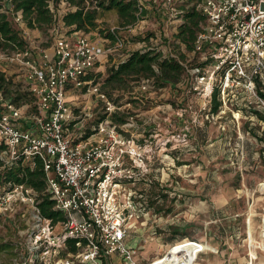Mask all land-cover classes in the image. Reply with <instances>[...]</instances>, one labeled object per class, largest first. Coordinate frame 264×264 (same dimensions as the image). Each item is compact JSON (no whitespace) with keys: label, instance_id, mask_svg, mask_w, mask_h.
<instances>
[{"label":"rangeland","instance_id":"rangeland-1","mask_svg":"<svg viewBox=\"0 0 264 264\" xmlns=\"http://www.w3.org/2000/svg\"><path fill=\"white\" fill-rule=\"evenodd\" d=\"M193 2L179 1L177 9L192 7ZM141 3L146 12L134 24L122 25L123 19L116 9L98 7L97 21L104 32L78 31L110 49L93 71L92 79L99 90L110 55L118 60L128 50L152 46L166 55L173 52L181 59L185 54L189 61V86L177 84L143 90L137 84L127 89L116 88L107 95L116 106L115 111L126 113L134 122V131L152 141L154 160L148 174L152 182H138L133 189L147 195L153 190L161 196L154 210L132 226L127 242L138 249L136 260L140 264L155 259L153 264H180L176 262L182 258L186 264H244L242 259L250 260V254L256 257L259 241L264 240V140L256 135L263 134L264 119L251 111V106L264 109V105L250 102L253 97L239 88L224 99L221 96V108L213 112L211 88L195 87V71L190 63L196 61L197 55L176 37L184 20H177L181 14L176 18L177 12L165 0ZM87 5L96 7V0H88ZM51 6L55 7L54 2ZM75 8L62 0L58 15ZM17 16L13 17V25L38 55L52 48L54 28L64 34L72 33L61 19L55 27L41 30L28 27ZM109 31H117L127 44L120 46L106 38ZM18 68L16 63L3 61L0 72L11 79L14 91H28ZM98 92H69V100L77 107L84 128L94 127L107 115L106 100ZM17 105L24 115L37 112L31 96ZM45 222L34 202L15 201L0 215V264H67V259L73 261L71 264H82L76 254L68 252V245L54 247L39 234ZM53 226V235H58L61 225L56 222ZM173 244L176 247L162 257ZM263 254L259 252L260 259L254 264H264ZM113 256L100 264H126L120 255Z\"/></svg>","mask_w":264,"mask_h":264},{"label":"built area","instance_id":"built-area-1","mask_svg":"<svg viewBox=\"0 0 264 264\" xmlns=\"http://www.w3.org/2000/svg\"><path fill=\"white\" fill-rule=\"evenodd\" d=\"M179 1L184 0H165L177 12L176 18L181 13ZM192 1L206 16L194 42L193 54L202 63L192 67L195 87H210L212 95L218 87L223 99L241 88L264 105L255 80L257 76L264 79V0ZM138 5L141 13L145 7L141 0ZM17 20H22L21 13ZM54 34L52 48L39 55L29 46L11 54L0 51V65L3 61L18 64L37 108V112L24 115L16 102L0 98V142L5 145L1 157L6 162H42L47 191L54 207L64 215L57 221L62 231L53 235V219L41 214L37 192L25 184L0 192V215L15 201L30 200L46 221L39 234L58 248L75 239L79 247L76 256L82 264H100L103 256L114 254L126 263L140 264L136 260L138 249L127 237L135 222L151 211L147 194L133 187L138 182H152L148 178L154 160L152 141L134 131L132 120L114 123L111 115L116 106L89 77L110 49L78 32L63 34L56 29ZM116 43L127 44L120 37ZM169 55L178 57L173 52ZM139 84L143 90L157 87L150 78ZM82 89L99 91L106 100L107 115L90 132L80 125L79 111L69 100L71 90ZM175 247L173 244L162 257ZM71 262L67 259V264ZM176 263L187 262L182 258Z\"/></svg>","mask_w":264,"mask_h":264},{"label":"trees","instance_id":"trees-1","mask_svg":"<svg viewBox=\"0 0 264 264\" xmlns=\"http://www.w3.org/2000/svg\"><path fill=\"white\" fill-rule=\"evenodd\" d=\"M61 1L0 0V51L11 54L23 51L28 47V41L21 31L13 25V17L18 13L22 14V20L30 28L47 30L48 28L55 27L56 21L61 19L64 25L70 29V32L74 33L81 30L90 32L93 29H99L100 32H104L97 21L99 18L98 7L109 10L116 9L123 19L122 25L134 24L146 12V9H143L139 13L138 0H96V7L93 8L87 5L88 0H66L76 8L59 16L58 5ZM51 2H54L56 9L51 6ZM180 11L185 21L179 25L176 37L181 41V44L186 45L188 51H193L194 42L199 32L203 29L206 16L195 6H183ZM56 29L54 28V31ZM105 36L113 43H116L119 37L117 31H109ZM126 52L127 56H120L118 60H114V56L112 55L109 57L110 64L101 88V91L106 95H111L112 91L116 88L127 89L134 87V85L139 84L145 78H150L159 87L177 84L189 86L190 73L187 67L189 61L185 57V54L181 55V59L169 54L166 55L158 47L152 46L134 51L128 50ZM195 58L197 61L198 57L196 56ZM196 61L193 60L190 63L192 67L202 65V63H197ZM93 76L94 73L89 77L93 78ZM255 80L257 93L264 99V79L257 76ZM0 93L3 94V98H9L16 103L23 99L27 100L28 96L33 97L35 101V97L29 91H14L11 79L4 72H0ZM212 99L213 112H218L222 105L220 89L218 87L214 90ZM250 102L259 103L255 97ZM251 111L253 112L252 114L264 119V109L261 106L259 109H253L251 106ZM128 119L126 113H120L119 111L114 112L112 115V120L117 124L126 123ZM87 130L90 132L91 128H87ZM256 135L264 140V132L262 135L258 133ZM4 148V143L0 142V192L4 189L13 188L15 184H25L37 192V204L44 217L53 219L54 223L62 220L64 218L62 211L54 207V200L47 191L46 175L42 162L38 159L28 161L19 159L15 162H6L1 157V151ZM157 194L152 190L147 195V206L151 210H154L156 201L161 199V196ZM163 196L166 197L167 195ZM67 245L68 252L76 254L79 251L75 239H69ZM109 257L103 256L102 262Z\"/></svg>","mask_w":264,"mask_h":264},{"label":"crops","instance_id":"crops-1","mask_svg":"<svg viewBox=\"0 0 264 264\" xmlns=\"http://www.w3.org/2000/svg\"><path fill=\"white\" fill-rule=\"evenodd\" d=\"M186 239V238H185ZM184 239V240H185ZM259 248V251L257 250ZM257 255H256V257H252V254H250L251 256H250V260H248V258H246V257H244L243 259H242V263H244V264H251L252 262V260H253V264H254V262L255 263H258V261H259V252H261V253H264V240H260L259 241V246L257 247ZM202 252H205V251H202ZM202 252H200V253H202ZM200 253H199V255H200ZM138 254V253H137ZM115 255V254H114ZM113 256V255H112ZM114 257V256H113ZM136 257H137V255H136ZM261 257V256H260ZM262 257L264 258V254L262 255ZM123 259V258H122ZM241 260V259H240ZM124 261V260H123ZM126 263V262H125ZM264 263V262H263ZM126 264H129V263H126ZM219 264H223V263H219Z\"/></svg>","mask_w":264,"mask_h":264},{"label":"bare ground","instance_id":"bare-ground-1","mask_svg":"<svg viewBox=\"0 0 264 264\" xmlns=\"http://www.w3.org/2000/svg\"><path fill=\"white\" fill-rule=\"evenodd\" d=\"M237 114H239V113H237Z\"/></svg>","mask_w":264,"mask_h":264}]
</instances>
